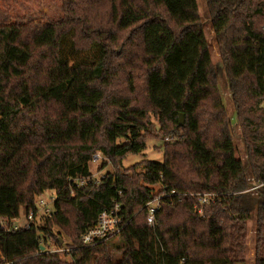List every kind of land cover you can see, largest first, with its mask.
I'll list each match as a JSON object with an SVG mask.
<instances>
[{"label": "trees", "instance_id": "obj_1", "mask_svg": "<svg viewBox=\"0 0 264 264\" xmlns=\"http://www.w3.org/2000/svg\"><path fill=\"white\" fill-rule=\"evenodd\" d=\"M64 1L62 18L46 23L0 5V264H232L253 215L254 264H264V9L254 26L245 0H204L229 115L197 0ZM151 116L170 135L163 161L121 169L146 147ZM96 150L115 170L75 186ZM49 190L51 215L15 228L20 209L37 211ZM201 193L215 196L201 204ZM159 195L148 225L144 205ZM114 204L126 223L118 240L83 246L81 234ZM48 239L69 252L49 251Z\"/></svg>", "mask_w": 264, "mask_h": 264}, {"label": "rangeland", "instance_id": "obj_2", "mask_svg": "<svg viewBox=\"0 0 264 264\" xmlns=\"http://www.w3.org/2000/svg\"><path fill=\"white\" fill-rule=\"evenodd\" d=\"M198 10L201 16V21L203 23V28L205 32L206 39L210 43V48L213 56V63L215 67V74L217 77L218 85L222 92V97L224 104L227 108L229 115L233 114V104L230 100V96L226 87L225 76L223 72V63L220 61V57L217 50L216 39L213 32V28L210 23L209 15L206 11L205 1L197 0ZM65 1L64 0H0V5L2 9L6 12V14L11 17L17 18H25L30 19L33 22L46 23L59 20L63 16V8ZM249 7L250 12L254 11L253 20L254 26H259L263 17L261 15L256 14L257 9H264V0H245L244 7ZM9 16V17H10ZM21 19L25 21V19ZM115 60V58H113ZM142 95L138 96V99H142ZM264 106V102H263ZM152 128L144 133V137L147 138L146 147L139 153H133L126 155L120 162V168H126L132 164L138 163L144 159L152 160L156 162L163 161V144L168 141L164 137H170L169 134H166V130H161L154 120V117L151 116ZM230 131L232 134V139L236 148V155L241 158L242 161H245V149L242 140V126L238 121L237 117L234 116L232 119V123L230 125ZM173 139V138H172ZM170 140V139H169ZM174 141V140H173ZM98 155V159L93 161L92 159L89 161V170L91 172L92 179H100L107 172H113L115 170V166L113 165L110 158L105 156L100 150H96L92 156ZM141 170L142 167H139ZM250 208L254 210L255 200L254 194L248 193ZM51 191H45L41 194V198L43 199L46 207L49 210H53V203L51 200ZM39 213L37 215V219L41 220L42 216L46 213L44 212V207L38 205ZM25 224V212L23 209H20L19 216L16 219L12 220V225H24ZM64 237L65 234H62ZM118 237H114L112 241H117ZM255 246H256V236H255V216L253 215L247 222L245 228V237L243 240V250L239 253V256L232 264H254L255 258ZM241 254V255H240ZM62 256V255H61ZM63 257V256H62ZM121 255L117 252L113 253L112 260L114 262L119 261Z\"/></svg>", "mask_w": 264, "mask_h": 264}, {"label": "built area", "instance_id": "obj_3", "mask_svg": "<svg viewBox=\"0 0 264 264\" xmlns=\"http://www.w3.org/2000/svg\"><path fill=\"white\" fill-rule=\"evenodd\" d=\"M97 159H98V155L97 156L94 155V157L92 158L93 161H96ZM90 179H92L91 175L90 177H87L85 179L75 178L73 179L72 182L74 183L75 186L80 187V186L85 185L87 181H89ZM100 179H92V180H96L98 182ZM261 185L262 183L255 184L251 186L249 189H247L245 192L247 191L252 192ZM72 194L73 193H71V195ZM214 196L215 195L212 193H201V194H198V201L201 204L207 203L210 199L213 200ZM162 197H163L162 195L155 196L144 205L147 210L146 221L148 225L154 224L155 213L160 207ZM50 198L53 203L55 199V194L53 191H51ZM36 203H37V208H38V205H40L41 207H44V212L46 214L42 216V218L45 216H50L51 213L53 212V210L51 211L46 207V204L41 198V195L36 197ZM38 211H39V208L37 211L30 209L25 214V224L24 225H14V227L17 228L19 226H28L30 223L40 224L41 220L39 219V222H38V219H37V215L39 213ZM198 212H202L201 207L198 208ZM125 224L126 223L124 221L123 215L121 214L119 204H114L112 207L101 211L97 217L96 223L90 226L89 228H87L81 234V238H80L81 244L83 246H92L96 243L107 241L115 237L120 232V230L125 226ZM42 241L43 240H40V243ZM48 241L51 243V247H49V251L59 252L61 255H65L67 252H69V248L67 246L64 245L62 247H59L55 245L54 241L49 240V239Z\"/></svg>", "mask_w": 264, "mask_h": 264}, {"label": "water", "instance_id": "obj_4", "mask_svg": "<svg viewBox=\"0 0 264 264\" xmlns=\"http://www.w3.org/2000/svg\"><path fill=\"white\" fill-rule=\"evenodd\" d=\"M184 124V119H183V114H179V125H183ZM40 250H43L44 249V246L43 245H40L39 246Z\"/></svg>", "mask_w": 264, "mask_h": 264}]
</instances>
